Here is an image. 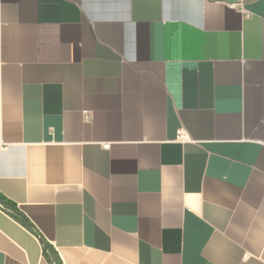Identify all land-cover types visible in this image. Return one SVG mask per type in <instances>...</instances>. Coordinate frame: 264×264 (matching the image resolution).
Masks as SVG:
<instances>
[{
    "label": "crops",
    "instance_id": "0c3cea01",
    "mask_svg": "<svg viewBox=\"0 0 264 264\" xmlns=\"http://www.w3.org/2000/svg\"><path fill=\"white\" fill-rule=\"evenodd\" d=\"M0 193V264H264V0H0Z\"/></svg>",
    "mask_w": 264,
    "mask_h": 264
},
{
    "label": "trees",
    "instance_id": "16d2710c",
    "mask_svg": "<svg viewBox=\"0 0 264 264\" xmlns=\"http://www.w3.org/2000/svg\"><path fill=\"white\" fill-rule=\"evenodd\" d=\"M0 209L8 213L17 221L23 223L28 228L32 229V226L29 224V222L20 212L18 206L1 193H0ZM42 244L45 255L51 260L53 264H63V262L61 261L58 253L55 251L53 246H51L44 238H42Z\"/></svg>",
    "mask_w": 264,
    "mask_h": 264
},
{
    "label": "built area",
    "instance_id": "2783aa9c",
    "mask_svg": "<svg viewBox=\"0 0 264 264\" xmlns=\"http://www.w3.org/2000/svg\"><path fill=\"white\" fill-rule=\"evenodd\" d=\"M109 146H107V148H108Z\"/></svg>",
    "mask_w": 264,
    "mask_h": 264
}]
</instances>
